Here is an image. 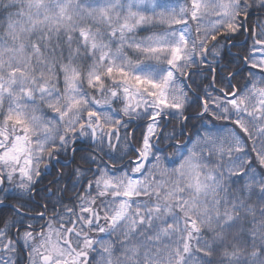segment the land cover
I'll return each instance as SVG.
<instances>
[{
  "label": "snow or ice",
  "instance_id": "snow-or-ice-1",
  "mask_svg": "<svg viewBox=\"0 0 264 264\" xmlns=\"http://www.w3.org/2000/svg\"><path fill=\"white\" fill-rule=\"evenodd\" d=\"M0 210V264H264V0H0Z\"/></svg>",
  "mask_w": 264,
  "mask_h": 264
},
{
  "label": "trees",
  "instance_id": "trees-1",
  "mask_svg": "<svg viewBox=\"0 0 264 264\" xmlns=\"http://www.w3.org/2000/svg\"><path fill=\"white\" fill-rule=\"evenodd\" d=\"M45 183H47V181H45ZM0 211H2V210H0ZM8 216H11V214L10 213H6ZM40 223L41 224H43L44 223V221H40Z\"/></svg>",
  "mask_w": 264,
  "mask_h": 264
}]
</instances>
